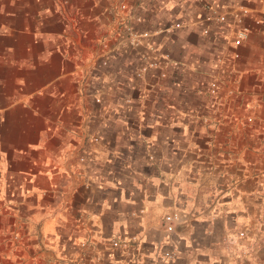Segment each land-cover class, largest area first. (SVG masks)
Here are the masks:
<instances>
[{
    "label": "crops",
    "instance_id": "crops-1",
    "mask_svg": "<svg viewBox=\"0 0 264 264\" xmlns=\"http://www.w3.org/2000/svg\"><path fill=\"white\" fill-rule=\"evenodd\" d=\"M261 2L0 9V264H264Z\"/></svg>",
    "mask_w": 264,
    "mask_h": 264
},
{
    "label": "built area",
    "instance_id": "built-area-1",
    "mask_svg": "<svg viewBox=\"0 0 264 264\" xmlns=\"http://www.w3.org/2000/svg\"><path fill=\"white\" fill-rule=\"evenodd\" d=\"M262 7H264V0H262ZM122 8H124V5L121 6ZM249 13L248 8L246 7H240L238 11L236 12H232L231 16L233 17L235 23L237 24V27L235 29L233 38H232V46L234 47V49H238L240 47V45L248 38L249 35V29L246 25L243 24L242 22V18L244 15H247ZM211 18H214L215 20L219 21V22H225L226 18H227V14L226 13H218V12H212V17L208 16V20H210ZM256 23H260L261 20L258 19L255 21ZM175 27H179L180 24L179 23H175L174 24ZM125 32L127 37H131L132 39L135 38V33L131 30V28L129 27V25L125 24L124 26ZM209 30L208 29H204V33H208ZM153 52H155V50H153ZM233 58H238L239 57V52L237 50L234 51L233 53ZM154 63L153 62H145V64L141 67V71L142 70H146L148 67L153 66ZM223 70L219 69L217 70L216 74L217 76L221 77L223 75ZM217 88L215 84H212L210 87V93H216ZM233 90L232 89H228L227 90V94H232ZM175 215L172 214H166L164 216V220H165V229L166 231L170 232L173 230V225L172 222L175 219ZM241 236L243 235V232L239 233ZM113 245H122V246H126L125 242H120L117 240L113 241ZM176 251L175 249H170V250H166L163 253L160 254L159 258H158V262L155 264H164V263H170L172 260L175 259L176 257Z\"/></svg>",
    "mask_w": 264,
    "mask_h": 264
},
{
    "label": "rangeland",
    "instance_id": "rangeland-1",
    "mask_svg": "<svg viewBox=\"0 0 264 264\" xmlns=\"http://www.w3.org/2000/svg\"><path fill=\"white\" fill-rule=\"evenodd\" d=\"M12 5L16 6H24L25 5V0H0V9L1 8H6ZM6 17H9L8 13L5 15ZM3 22H8L7 20H4ZM1 28H5L4 30H0V36H5L7 37L8 35V30H7V25H1Z\"/></svg>",
    "mask_w": 264,
    "mask_h": 264
}]
</instances>
